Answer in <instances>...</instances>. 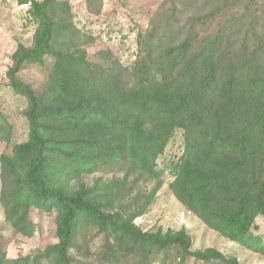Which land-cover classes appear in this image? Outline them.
<instances>
[{"label":"trees","instance_id":"obj_1","mask_svg":"<svg viewBox=\"0 0 264 264\" xmlns=\"http://www.w3.org/2000/svg\"><path fill=\"white\" fill-rule=\"evenodd\" d=\"M16 1L36 25L6 73L26 101L28 138L0 155V204L6 227L24 238L37 231L32 210L54 214L58 242L10 257L0 240V264H157L172 250L176 264H242L215 248L193 251L185 227L136 224L167 170L188 211L264 255V0H164L130 64L111 49L89 57L96 39L69 0ZM85 2L102 14L104 0ZM32 66L48 68L41 87L21 76ZM12 130L0 111V143L11 144ZM179 131L181 155L160 168ZM92 236L104 241L97 263L79 259L92 256Z\"/></svg>","mask_w":264,"mask_h":264},{"label":"rangeland","instance_id":"obj_2","mask_svg":"<svg viewBox=\"0 0 264 264\" xmlns=\"http://www.w3.org/2000/svg\"><path fill=\"white\" fill-rule=\"evenodd\" d=\"M75 14L77 26L94 35L96 41L88 47L89 57L93 60L100 50L111 49L125 64H130L137 55V35L141 30L146 31L150 21L164 0H104L103 11L100 16L91 15L85 0H69ZM29 6H20L16 0H0V111L7 117L13 126L11 144L0 143V155L3 152L11 153L14 144L21 143L28 138V123L24 115L27 104L24 98L16 95L9 87L6 73L12 66V55L19 44L30 46L33 42L36 25L28 13ZM49 60V59H48ZM51 63V59L48 64ZM48 68L32 66L21 73L24 81L35 87L43 86L47 79ZM182 132L179 131L160 159V168L168 169L170 159L180 156L183 147ZM100 174L86 178L92 184ZM110 178L111 176H107ZM173 176L167 170L166 185L157 196L149 212L142 217L141 226L144 230L164 231L172 229L179 231L185 227L193 239V251L215 248L228 257H236L242 264H264V255L255 253L238 243L221 236L218 232L207 227L194 213L188 215V209L183 206L172 194L169 183ZM153 184L145 186L150 190ZM1 189V181H0ZM32 217L37 224L35 237L24 238L15 235L6 227L3 208L0 204V240L10 257L19 254L34 253L49 244L57 243L55 229V215L40 210H32ZM260 227L258 234L264 237V217L257 219ZM104 241L101 236L93 237L89 242L92 253L88 259L97 263L104 252ZM74 255L76 253L74 252ZM157 264H176L177 254L172 250L162 254ZM186 264H203V262L189 258ZM217 264V263H212Z\"/></svg>","mask_w":264,"mask_h":264},{"label":"built area","instance_id":"obj_3","mask_svg":"<svg viewBox=\"0 0 264 264\" xmlns=\"http://www.w3.org/2000/svg\"><path fill=\"white\" fill-rule=\"evenodd\" d=\"M192 214H193V213H192L191 211H188V215H192ZM142 220H143L142 218H137V219H136V224H137V225H140L141 222H142Z\"/></svg>","mask_w":264,"mask_h":264}]
</instances>
